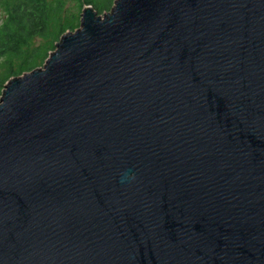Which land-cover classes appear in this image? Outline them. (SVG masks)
<instances>
[{
    "label": "water",
    "instance_id": "water-1",
    "mask_svg": "<svg viewBox=\"0 0 264 264\" xmlns=\"http://www.w3.org/2000/svg\"><path fill=\"white\" fill-rule=\"evenodd\" d=\"M0 264H264V0L87 5L9 79Z\"/></svg>",
    "mask_w": 264,
    "mask_h": 264
},
{
    "label": "trees",
    "instance_id": "trees-1",
    "mask_svg": "<svg viewBox=\"0 0 264 264\" xmlns=\"http://www.w3.org/2000/svg\"><path fill=\"white\" fill-rule=\"evenodd\" d=\"M69 1L80 12L83 5L100 12L112 4V0H0L5 15L0 24V97L9 79L40 66L61 36L78 27L79 13L71 12Z\"/></svg>",
    "mask_w": 264,
    "mask_h": 264
},
{
    "label": "rangeland",
    "instance_id": "rangeland-1",
    "mask_svg": "<svg viewBox=\"0 0 264 264\" xmlns=\"http://www.w3.org/2000/svg\"><path fill=\"white\" fill-rule=\"evenodd\" d=\"M115 1L116 0H112V4H111V6L109 7V9H101L100 10V12H98L93 6V10L96 12V15L97 16H99V17H103V14H107L109 11H110V9H111V7H113L114 6V3H115ZM91 5V4H90ZM67 6H68V8H70V10H71V12H73L75 15L76 14H78V27L77 28H75L72 32H65V33H73L74 31H76V30H78L79 28H80V18H81V13H82V9L85 7V6H87V5H83V8L81 9V12H80V9H77V7L75 6V3L73 2V1H69L68 2V4H67ZM101 6V5H100ZM4 11H3V9H2V7H0V24L2 23V21H3V19H4ZM59 42V41H58ZM57 42V43H58ZM55 50V49H54ZM54 50L53 51H51L50 53H49V55L52 53V52H54ZM47 59V58H46ZM46 59L43 61V62H39V64L38 65H40V66H38L36 69H39V68H43V66H44V64H45V62H46ZM31 72V71H30ZM20 76H22V75H20Z\"/></svg>",
    "mask_w": 264,
    "mask_h": 264
}]
</instances>
